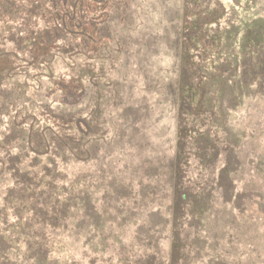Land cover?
<instances>
[{
	"label": "rangeland",
	"instance_id": "obj_1",
	"mask_svg": "<svg viewBox=\"0 0 264 264\" xmlns=\"http://www.w3.org/2000/svg\"><path fill=\"white\" fill-rule=\"evenodd\" d=\"M45 1L0 0V196L9 161L54 177L59 204H76L75 264H264V0H219L190 107L177 93L184 0H105L92 8L108 11L106 38L86 51L58 36L36 59L24 30L46 28ZM76 79L83 98L64 105ZM5 242L9 264H31Z\"/></svg>",
	"mask_w": 264,
	"mask_h": 264
},
{
	"label": "trees",
	"instance_id": "obj_2",
	"mask_svg": "<svg viewBox=\"0 0 264 264\" xmlns=\"http://www.w3.org/2000/svg\"><path fill=\"white\" fill-rule=\"evenodd\" d=\"M45 2L48 4L46 28L35 31L30 29V24H27L29 29L26 32L24 30L25 38L29 41L31 48L29 52L36 59L38 57L44 59L52 50L56 38L68 35L73 37L70 40L78 41L79 48L81 46L87 51L90 44L99 37L98 29L108 16V11H99L92 6L105 5V0H46ZM222 14L223 6L219 0H184L183 42L179 63L181 81L177 93L180 98L186 97L185 104L188 107L193 105L196 92L201 90L198 88L200 85L195 86L190 82L198 73L195 67L209 56L206 48L211 43L208 41L210 39H204L206 36L204 27L217 22ZM99 38H106V36ZM4 56L7 59L6 55ZM2 70L4 69L1 68L0 73ZM260 84H264V80L259 79L258 85ZM60 86L62 91L60 100L64 105L76 104L83 98L84 87L81 79L71 80L67 85L61 83ZM184 90H186L185 93ZM191 90L194 95L192 99L189 98L192 96L191 94L189 96ZM1 114L3 109L0 107ZM66 120L68 128L72 125L81 136L89 135L90 123L86 119L76 120L68 117ZM45 138L46 134L29 136V141L26 143L31 151L41 153L40 147L47 142ZM47 144V147H43L42 150H49V143ZM19 163L20 161H9L7 170L11 172L9 177L13 180V185L0 196V243L8 241L5 243L18 246L17 248L23 251L19 257L31 261V264H75L73 248L67 245L77 236V229L67 223L74 218L70 210L76 208L72 194L68 193L69 198L64 200L68 205L61 206L59 195L51 189L54 177L45 172L39 180L35 176L28 180L22 175ZM65 207L69 210L66 213ZM11 217L12 220H10ZM175 247H177L176 244ZM5 250L6 248L0 245V264H9ZM54 253L71 254V262L61 261L58 258L52 261ZM93 262L94 259L91 260V264Z\"/></svg>",
	"mask_w": 264,
	"mask_h": 264
}]
</instances>
